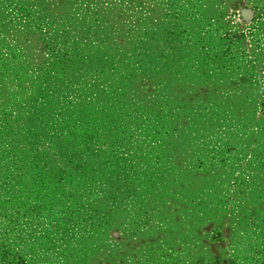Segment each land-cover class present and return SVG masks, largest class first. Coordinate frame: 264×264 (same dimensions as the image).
Wrapping results in <instances>:
<instances>
[{
  "label": "rangeland",
  "instance_id": "rangeland-1",
  "mask_svg": "<svg viewBox=\"0 0 264 264\" xmlns=\"http://www.w3.org/2000/svg\"><path fill=\"white\" fill-rule=\"evenodd\" d=\"M0 264H264V0H0Z\"/></svg>",
  "mask_w": 264,
  "mask_h": 264
}]
</instances>
